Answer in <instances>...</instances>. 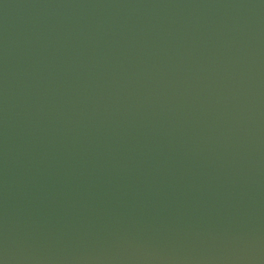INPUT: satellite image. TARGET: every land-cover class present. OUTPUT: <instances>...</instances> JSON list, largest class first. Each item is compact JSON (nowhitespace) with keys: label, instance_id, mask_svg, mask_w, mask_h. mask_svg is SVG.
<instances>
[{"label":"water","instance_id":"1","mask_svg":"<svg viewBox=\"0 0 264 264\" xmlns=\"http://www.w3.org/2000/svg\"><path fill=\"white\" fill-rule=\"evenodd\" d=\"M0 264H264V0H0Z\"/></svg>","mask_w":264,"mask_h":264}]
</instances>
